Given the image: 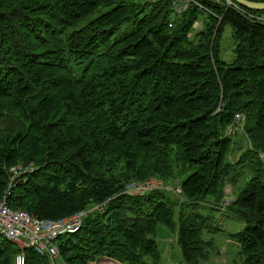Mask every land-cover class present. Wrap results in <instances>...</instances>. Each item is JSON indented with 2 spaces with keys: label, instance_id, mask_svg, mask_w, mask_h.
Returning <instances> with one entry per match:
<instances>
[{
  "label": "trees",
  "instance_id": "obj_1",
  "mask_svg": "<svg viewBox=\"0 0 264 264\" xmlns=\"http://www.w3.org/2000/svg\"><path fill=\"white\" fill-rule=\"evenodd\" d=\"M197 1L177 14L172 0H0V197L10 168L33 163L13 208L57 219L99 206L58 238L60 264H164L158 225L177 232L186 264L207 262L216 239L204 234L219 230L208 200L244 222L235 264H264V22ZM152 177L181 193L126 192ZM21 252L58 264L0 235V264Z\"/></svg>",
  "mask_w": 264,
  "mask_h": 264
},
{
  "label": "built area",
  "instance_id": "obj_2",
  "mask_svg": "<svg viewBox=\"0 0 264 264\" xmlns=\"http://www.w3.org/2000/svg\"><path fill=\"white\" fill-rule=\"evenodd\" d=\"M211 1L240 8L245 12H249L247 10H250L239 6L234 0ZM193 3L203 8V5L197 0H172V6L177 14L186 12ZM249 15L260 22H264V11H257L256 14L249 12ZM237 117L240 119L241 115H238ZM35 169L36 167L33 163L27 166L17 165L10 168L11 176L8 189L6 193L0 197V235L15 242L23 250L25 248H34L40 254L46 253L55 260L59 258L60 253L57 244L58 238L62 235L78 231L88 212L99 206L85 211H78L71 216L57 219L39 218L30 214L26 210L13 208L8 203L10 188L14 185V182L18 177L25 173H31ZM156 189H167L174 192L181 191L180 187L175 189V187L165 184L162 179L154 177L146 180H134L129 182L126 186V192L132 195H140ZM24 254V252H21V255L18 256L17 264H24Z\"/></svg>",
  "mask_w": 264,
  "mask_h": 264
},
{
  "label": "rangeland",
  "instance_id": "obj_3",
  "mask_svg": "<svg viewBox=\"0 0 264 264\" xmlns=\"http://www.w3.org/2000/svg\"><path fill=\"white\" fill-rule=\"evenodd\" d=\"M99 14L100 12L96 13L93 16H90L88 20L95 16H98ZM198 23L199 24H196L197 28L201 26V22ZM131 29L132 26L124 25L121 28L119 34H125ZM232 34H233V28L231 25H228L224 33L223 46L221 50L222 58L228 62H230L233 58L234 41L232 38ZM238 134L241 135L237 138V140H239V145H242L243 148H246L247 141L244 137H242V131H240V133L238 132ZM241 152L242 150L237 155H240ZM250 176L251 174H247L246 176H244L241 180V183L246 181ZM235 189L236 187L227 185L224 205L234 199ZM178 193H181V191L179 190ZM180 195H175V196L171 195V196L180 197ZM200 210L203 211L204 213H207V215L212 214L214 218L213 224L216 225L215 227L217 226L219 227V230L216 233L204 234L206 238H210L214 236L216 239V245L215 248L211 249V256L209 260L207 262L205 261L202 264H235L236 262H240L241 261V256L239 254L240 249L238 243L233 240L231 234L241 230V228L244 226V222L234 215L227 214V210L224 207H220V206L215 207V204L211 200L201 203ZM209 211H211V213H209ZM155 238L158 242L159 250L162 253V262L165 261L164 264H186L182 256L180 246L177 242L176 231H173L172 229H170L165 225H158L156 228ZM56 262L60 264V259L59 258L56 259ZM105 263L106 262L102 261L101 259L92 264H105ZM89 264H91V262Z\"/></svg>",
  "mask_w": 264,
  "mask_h": 264
},
{
  "label": "water",
  "instance_id": "obj_4",
  "mask_svg": "<svg viewBox=\"0 0 264 264\" xmlns=\"http://www.w3.org/2000/svg\"><path fill=\"white\" fill-rule=\"evenodd\" d=\"M239 6L254 11H264V1L234 0Z\"/></svg>",
  "mask_w": 264,
  "mask_h": 264
},
{
  "label": "crops",
  "instance_id": "obj_5",
  "mask_svg": "<svg viewBox=\"0 0 264 264\" xmlns=\"http://www.w3.org/2000/svg\"><path fill=\"white\" fill-rule=\"evenodd\" d=\"M104 258V259H103ZM103 258H101L102 259V261H105L106 263L105 264H121V263H119V262H117L116 260H113V259H110V258H108V257H103ZM100 259V260H101ZM92 263H94V262H91V264ZM102 263V262H101Z\"/></svg>",
  "mask_w": 264,
  "mask_h": 264
}]
</instances>
